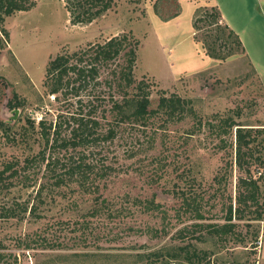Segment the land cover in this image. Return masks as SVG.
<instances>
[{"label":"rangeland","instance_id":"1","mask_svg":"<svg viewBox=\"0 0 264 264\" xmlns=\"http://www.w3.org/2000/svg\"><path fill=\"white\" fill-rule=\"evenodd\" d=\"M33 1L28 11L4 18L8 39L0 52V122L18 129L28 120L45 118L49 123L60 114H76L77 98L70 94L59 100L47 96L43 86L47 63L59 54H72L127 34L138 43L134 78L150 87V108L157 107L163 91L166 96L190 100L202 124L197 126L191 116L183 121L160 116L147 128L122 129L109 146L99 143L58 149L65 164L67 158L75 161L82 154L86 163L104 170L105 176L101 174L94 182L98 193H87L77 185L48 188L39 202L35 198L38 184L0 189L2 251L15 255L16 264H145V256L151 253L162 255L157 264H264L259 249L264 214L261 221L234 219L237 227L231 238L217 239L202 232L204 240H193L199 233L194 223L222 224L223 207L230 198L234 207L238 178L234 130L223 135L225 142L221 143L215 127L218 118L230 117L245 128L256 129L253 158L260 155L264 163V88L255 72L245 69L243 51L228 38V31L220 25L222 19L216 25L199 22L202 29L197 32V43L192 5L186 0H111L108 11L91 23L78 24L72 23L66 0ZM194 1L199 10L195 16L215 10L214 0ZM218 1L225 8L231 0ZM246 5L250 15L242 14L241 9L235 14L236 22L254 31L252 38L243 35V41L249 52L264 62V0L259 4L246 0ZM177 12L181 13L175 22L161 24L163 18ZM208 36L210 41L218 39L213 52L227 56L225 60L210 57L211 48L201 47ZM104 73L106 69L100 72V80ZM13 93L20 105L11 110L6 104ZM81 97L85 103L82 113L86 114L90 104L104 106L106 90L91 83ZM28 145L9 148L0 141V159L22 160L40 150L33 138ZM250 170L257 179L264 165L253 160ZM34 172L41 177L43 167L34 168ZM217 174L222 175L221 187L214 178ZM32 176L30 170V181ZM258 181L264 199V179ZM175 191L178 196L173 195ZM181 193L197 200L204 220L193 218L195 206L187 210ZM97 195L107 200L113 214L90 216ZM150 200L158 205L156 210L145 208L144 203ZM32 205L35 216L28 212ZM24 208H28L26 213ZM7 209L16 211V219L24 218L3 219ZM34 233L59 246L41 249L32 243L26 250L18 238ZM183 247L199 252L201 262H188L184 253L175 261L165 256Z\"/></svg>","mask_w":264,"mask_h":264},{"label":"trees","instance_id":"2","mask_svg":"<svg viewBox=\"0 0 264 264\" xmlns=\"http://www.w3.org/2000/svg\"><path fill=\"white\" fill-rule=\"evenodd\" d=\"M110 1L74 0L71 3L70 0H66V6L71 14L72 23H91L110 9ZM33 6V0H0V52L5 48L8 39V32L4 28V18L17 12L28 11ZM214 8L215 10L212 13L203 11L194 17L193 28L197 43H200L197 32L202 29L199 22H210L213 25L218 22L219 24L221 15L215 6ZM209 19L211 20L206 21ZM220 25L223 26V30L228 31V38L232 37L234 39L236 47H241V50H243L237 35L226 24L220 23ZM209 39L210 36L205 37L201 47L204 49L206 47L211 48L210 53L207 51L210 57L220 61L225 60L227 56L222 57L220 54L213 52L218 39L214 38L211 41ZM137 47V41H133L127 34H121L72 54H59L47 63L43 83L47 96H54V100H59L60 96L72 95L77 98V112L69 115L60 114L56 116L54 121L49 123L45 118H40L37 122L28 120L27 125H22L18 129H15L10 123L0 122V141L3 144L9 148L29 147L28 141L33 138L40 149L35 155H25L22 160L18 157H11L10 159L2 157L0 159V189L8 190L17 184L26 188L38 184L35 198L39 202L43 201V194L48 188L53 190L77 185V187L86 190L87 193L92 190V193L97 194L98 185H95L94 182L101 174L100 177L105 176L104 170L95 169L94 165L86 163L82 154L75 161H70V158H67L68 163L65 164L59 155L58 149L95 147L99 143L109 146L118 137L122 129L127 127L134 129L136 126L147 128L155 117L160 116L179 121L191 116L195 119L197 126H201V120L197 119L192 102L188 99L176 95L166 96L161 91L157 107L155 109L150 108V87L142 81H136L134 78ZM118 61V65H115ZM104 69H106V73H104L103 80H100V72ZM91 83L96 86L102 85L105 88L106 101H104V106L99 108L90 104L86 114H83L82 108L84 109L83 104L85 103L82 101L81 95ZM6 105L11 110L20 105L19 102L17 103L16 93H13L12 99L8 100ZM98 109H101V112ZM101 120L104 121L103 124ZM216 122L215 127L218 128L217 134L221 143L225 142L223 135H228L234 130V164L238 172L234 207L230 198L229 203L223 207L225 215L222 224L194 223L193 227L199 230L198 235L193 239L195 241L204 240L205 235L217 239L231 238L237 227V224L233 222L234 219L246 222L261 221L264 214L263 193L258 181L261 178L255 179L250 170V164L253 160L261 166L264 165L263 158L260 155L253 158V147L256 142L253 130L256 129L245 128L230 117L218 118ZM42 167L43 174L41 177H37L34 168L41 170ZM30 170L32 175H35L32 176V181L29 179ZM214 178L218 186L221 187L222 175L217 174ZM193 182L194 180L191 183ZM181 194L183 204L187 207V210L190 211L195 206L192 209L195 214L193 218L204 220V216L198 209L197 200L194 197L186 198L185 193ZM173 195L178 196L176 191L173 192ZM93 200L94 205L91 208L90 216L95 217L101 212L113 214V208H110L107 200L101 195H97ZM144 206L148 211L158 208V205H154L151 200L147 201V204L144 203ZM34 210L33 205L29 211L28 208L23 209L24 213L28 211L29 214L35 216ZM15 212L14 209H7L3 211L1 216L6 220L16 219L18 217ZM23 218L16 220H22ZM182 231H179V234ZM18 241L26 250L32 248V243H37L36 246H40L41 249L59 246L52 245L51 241L40 233H34L32 236L24 235V238L19 237ZM2 250L3 246L0 244V264H16V256L7 254ZM183 253L188 262H194L195 260L201 262L202 260L199 252L190 251L188 247L180 248L179 252L166 253L165 256L175 261L181 258ZM152 257L155 258L154 261H151ZM159 257L162 258L160 253L146 255L145 264H157L155 262L159 260Z\"/></svg>","mask_w":264,"mask_h":264},{"label":"crops","instance_id":"3","mask_svg":"<svg viewBox=\"0 0 264 264\" xmlns=\"http://www.w3.org/2000/svg\"><path fill=\"white\" fill-rule=\"evenodd\" d=\"M183 1V0H181ZM190 5H192V11L193 15L191 18V23L193 24L194 17H195V12H196V1L192 0H186ZM239 0H231L228 4H225V8L222 7V4L218 0H214L215 7L218 9L221 15L222 22L226 24L229 29H231L238 37L239 41L241 42L242 48H243V60H244V66L245 69L247 70L252 69L255 74L258 76L260 83L262 84L264 88V62L260 60L261 58L258 56H253L252 53L249 52L248 48L244 44L243 41V35H251L252 36L255 34L254 31H251L248 27L249 25L237 23L235 14L238 13L237 11L243 10L242 14L250 15V13L247 11L248 6L246 5V0H240V3H238ZM248 1V0H247ZM256 3L258 1V4L261 0H252ZM180 2V1H178ZM253 3V2H252ZM228 11V12H226ZM181 12H177L170 16L169 19L163 18V22L161 23L162 25H165L167 23H172L179 18ZM260 16L263 18V15L261 12H259ZM245 15V16H246ZM165 19V20H164ZM248 19V18H247ZM254 20V18H251V21ZM263 22V21H262ZM245 39V38H244ZM255 57V58H254ZM259 249L261 253V257L264 259V234L260 238L259 242Z\"/></svg>","mask_w":264,"mask_h":264},{"label":"built area","instance_id":"4","mask_svg":"<svg viewBox=\"0 0 264 264\" xmlns=\"http://www.w3.org/2000/svg\"><path fill=\"white\" fill-rule=\"evenodd\" d=\"M258 177H260L261 180H263L264 179V172H259L258 173Z\"/></svg>","mask_w":264,"mask_h":264},{"label":"water","instance_id":"5","mask_svg":"<svg viewBox=\"0 0 264 264\" xmlns=\"http://www.w3.org/2000/svg\"><path fill=\"white\" fill-rule=\"evenodd\" d=\"M16 112V111H15Z\"/></svg>","mask_w":264,"mask_h":264}]
</instances>
